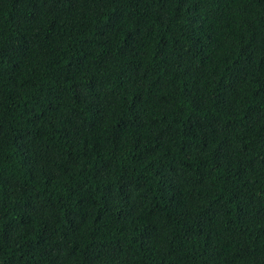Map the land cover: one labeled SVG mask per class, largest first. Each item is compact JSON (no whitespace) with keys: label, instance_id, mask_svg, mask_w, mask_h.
I'll return each instance as SVG.
<instances>
[{"label":"trees","instance_id":"trees-1","mask_svg":"<svg viewBox=\"0 0 264 264\" xmlns=\"http://www.w3.org/2000/svg\"><path fill=\"white\" fill-rule=\"evenodd\" d=\"M0 264H264V0H0Z\"/></svg>","mask_w":264,"mask_h":264}]
</instances>
